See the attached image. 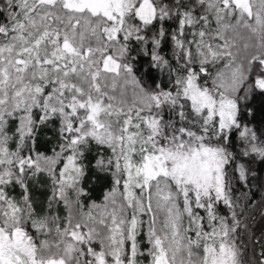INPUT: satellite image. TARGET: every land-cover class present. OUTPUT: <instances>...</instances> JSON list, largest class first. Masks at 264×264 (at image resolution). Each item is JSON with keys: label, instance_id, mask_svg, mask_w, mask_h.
<instances>
[{"label": "snow or ice", "instance_id": "obj_1", "mask_svg": "<svg viewBox=\"0 0 264 264\" xmlns=\"http://www.w3.org/2000/svg\"><path fill=\"white\" fill-rule=\"evenodd\" d=\"M257 207L264 0H0V264H264Z\"/></svg>", "mask_w": 264, "mask_h": 264}, {"label": "trees", "instance_id": "obj_2", "mask_svg": "<svg viewBox=\"0 0 264 264\" xmlns=\"http://www.w3.org/2000/svg\"><path fill=\"white\" fill-rule=\"evenodd\" d=\"M253 191L256 192V195L254 197L255 200L259 201V197H260L259 191L256 189H254ZM93 195L95 197H99L102 195V192L98 186H97L96 191L93 193ZM248 224H249L250 232L252 235H251V238H249V236H245V243L248 246L247 256H251L253 249H255V251L257 252L260 249V245L256 244L254 241L256 239H261V243H264V238H261V229L264 228V218L260 216L258 207L256 209H253L249 213Z\"/></svg>", "mask_w": 264, "mask_h": 264}]
</instances>
